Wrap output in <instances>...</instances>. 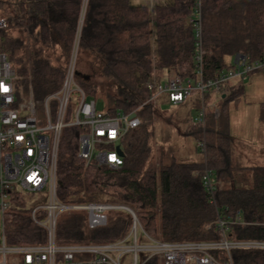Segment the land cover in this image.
I'll return each mask as SVG.
<instances>
[{"label":"trees","instance_id":"trees-1","mask_svg":"<svg viewBox=\"0 0 264 264\" xmlns=\"http://www.w3.org/2000/svg\"><path fill=\"white\" fill-rule=\"evenodd\" d=\"M83 6L84 0H0V19L6 22L0 30V53L15 72L17 103L32 100L40 108L60 90L78 32L74 82L100 112L133 111L150 98L146 83L153 78L196 79L193 35L186 23L192 0L157 5L153 23L147 7H133L129 0H87L82 16ZM202 13L205 80H215L232 69L231 60L237 55L249 61L264 59V0H203ZM95 79L105 83L104 90L92 82ZM244 83L226 87L228 94L220 98L217 120L213 110L207 109L204 131L192 124L185 131L194 142L202 138L207 143L204 157L195 148L202 158L199 163L163 158L158 165L151 164L150 106L140 113L146 122L121 143L122 166L118 168L86 166L78 157L79 137L86 130L78 126L62 129L56 161L58 201L126 206L152 239L164 243L216 241L218 219L225 223L228 240L264 241V169H252L251 188L222 185L236 170L230 160L228 124L230 111L244 96ZM75 99L70 100L66 121ZM191 99L196 112L200 95L194 93ZM210 99L204 100L208 103ZM98 100L103 101L100 109ZM56 106L51 103L52 112ZM258 116L264 124V103L258 107ZM204 167L220 184L215 206L201 183ZM237 217L243 224L232 223ZM130 227L125 212L109 213L106 226L97 229L88 228L85 213L65 212L57 219L55 239L59 245L112 243L123 239ZM4 235L9 246L46 242L45 229L33 223L29 210L19 202L5 215ZM233 259L235 264H264V251H236ZM145 264H161V260L154 257Z\"/></svg>","mask_w":264,"mask_h":264},{"label":"built area","instance_id":"built-area-1","mask_svg":"<svg viewBox=\"0 0 264 264\" xmlns=\"http://www.w3.org/2000/svg\"><path fill=\"white\" fill-rule=\"evenodd\" d=\"M86 2L84 0L82 16ZM202 8L203 0H192L186 20L193 35L196 79L183 80L177 76L159 81L153 78L146 83L150 98L130 112L108 114L98 111L95 103L87 100L75 84L79 32L60 90L49 96L40 108L32 100L16 102L15 72L6 56L0 53V264H145L154 257L159 258L161 264H235L233 253L236 251H264V241L228 240L227 228L220 219L216 222L219 229L216 241L164 243L152 239L141 227L135 213L126 206L100 203L64 205L57 199L56 161L62 129L78 126L86 130L79 137L78 154L86 166L118 168L122 166V156L116 149L121 150L124 138L141 125L140 110L146 106L164 98L176 107L198 93L201 106L191 124L204 131L207 109L213 110L214 119L219 118L220 98L227 96L226 87L232 81L246 82L253 74H264V59L249 61L247 57L237 55L231 60L232 69L221 73L215 80L203 78ZM5 27V20L0 19V30ZM73 96L76 105L70 120L66 121ZM207 96L211 98L208 103L204 100ZM52 102L57 103L54 112L51 111ZM39 111L45 115L44 122L37 117ZM195 148L206 156L204 139L195 140ZM201 183L210 203L215 206L220 184L206 167L201 174ZM16 194L18 200L14 198ZM18 202L23 209L29 210L33 223L45 229L44 244H6L5 215ZM65 212L85 213L89 229L105 227L109 213L125 212L131 219V227L128 234L116 242L59 245L55 239L56 222ZM232 223L243 224L239 217Z\"/></svg>","mask_w":264,"mask_h":264},{"label":"rangeland","instance_id":"rangeland-1","mask_svg":"<svg viewBox=\"0 0 264 264\" xmlns=\"http://www.w3.org/2000/svg\"><path fill=\"white\" fill-rule=\"evenodd\" d=\"M152 1L155 5H151ZM174 0H130L129 4L132 6L147 7L149 10L150 20L153 17L152 9L153 6L159 4H173ZM156 54V43H155V33L153 26L151 27L150 33V56L151 59L155 57ZM100 89L104 90L105 83L100 79H95L92 81ZM237 81H232V84ZM246 83V82H245ZM244 83V84H245ZM245 86V85H244ZM246 87V86H245ZM246 89V88H245ZM264 98L262 93V88L254 89V91L245 93L242 102H240V108L238 110H231L230 115H254L252 110H254L258 103L261 102ZM160 100V99H159ZM158 100V101H159ZM153 102L150 106V119L148 121L149 127L152 131V153H151V164L158 165L159 162L164 158L167 161L168 159H175L179 162H192V161H201V156L198 153L193 152V140L188 136H178L179 141L182 144L180 145L182 150L181 153L178 151L176 143L177 134L185 128L188 123L191 124L196 117V112L194 109L193 101L194 99L186 102L181 108H174L167 103ZM103 102L102 100L97 101V107L100 109L99 105ZM143 111L140 110V113ZM37 117L41 121H45V115L41 111ZM217 120V119H215ZM146 122V120H141ZM189 127V126H188ZM187 127V128H188ZM186 129V128H185ZM187 130V129H186ZM182 134V133H181ZM184 134V133H183ZM173 142V145H169ZM177 142V143H178ZM176 145V146H175ZM188 148V149H187ZM223 187L230 188H244L245 185L252 187V174H248L245 170H237L233 172L232 179L228 182L222 184ZM13 208H10L11 211Z\"/></svg>","mask_w":264,"mask_h":264},{"label":"crops","instance_id":"crops-1","mask_svg":"<svg viewBox=\"0 0 264 264\" xmlns=\"http://www.w3.org/2000/svg\"><path fill=\"white\" fill-rule=\"evenodd\" d=\"M153 3H157V2L152 1L151 5H155ZM133 7H140V6H133ZM155 7L153 6L152 13ZM153 20L154 18L151 19V23H153ZM245 86H244V95L245 93H247V91L252 92L254 91V89L257 88L258 89L262 88V93L264 95V74L263 73L253 74L246 81ZM158 102L168 104L167 100L164 98L160 99ZM185 103L176 106L174 108L176 109L181 108ZM262 103H264V98L261 102L258 103L257 107L254 110H252L254 115L229 116L228 135L231 140L230 160L232 166L236 168L235 171L243 169L248 174H252V169H264V124L260 122L258 116V107ZM195 108L196 107L194 106V109ZM239 108H240V104L232 110H238ZM188 126L189 123L184 127L187 129ZM185 128H183V130L177 134L176 141H173L174 143H176L179 153H181V151L184 150H182L180 146L182 143L178 142L179 141L178 136L181 137L185 136L183 134L186 131ZM190 138L193 140V152L196 153L194 139L192 137ZM173 142L170 143L169 145H173ZM199 162L195 160L192 162L188 161L187 163H199ZM244 188L248 189L249 186L245 185Z\"/></svg>","mask_w":264,"mask_h":264},{"label":"water","instance_id":"water-1","mask_svg":"<svg viewBox=\"0 0 264 264\" xmlns=\"http://www.w3.org/2000/svg\"><path fill=\"white\" fill-rule=\"evenodd\" d=\"M116 150H117V152H118V154H119L120 156H123V153H122V151H121L119 148H117Z\"/></svg>","mask_w":264,"mask_h":264}]
</instances>
